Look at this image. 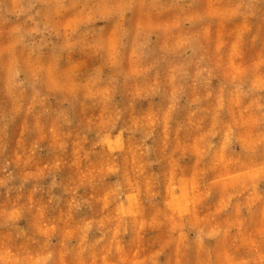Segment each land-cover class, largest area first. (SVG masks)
<instances>
[{
	"label": "clouds",
	"instance_id": "9594fccd",
	"mask_svg": "<svg viewBox=\"0 0 264 264\" xmlns=\"http://www.w3.org/2000/svg\"><path fill=\"white\" fill-rule=\"evenodd\" d=\"M0 264H264V0H0Z\"/></svg>",
	"mask_w": 264,
	"mask_h": 264
}]
</instances>
